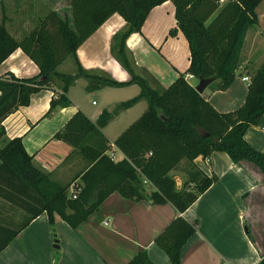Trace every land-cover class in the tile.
<instances>
[{"label": "trees", "instance_id": "1", "mask_svg": "<svg viewBox=\"0 0 264 264\" xmlns=\"http://www.w3.org/2000/svg\"><path fill=\"white\" fill-rule=\"evenodd\" d=\"M166 1L169 0H71L74 28L67 19L50 11L21 39H16L0 19V64L21 48L40 68L38 75L28 78L10 72L0 76V198L27 214L19 227L0 222V252L44 212L52 224L55 214H59L72 228L78 227L114 191L135 201L171 202L184 212L217 180L216 175L208 176L194 162L198 156L207 158L214 151L228 153L235 163L254 164L264 178V153L245 138L246 131L258 125L264 115V65L252 74L245 103L230 112L218 111L187 79L188 74L196 79L215 77L213 87L220 90L233 83L246 35L258 25L255 9L262 0H170L175 4L178 23L171 33H184L191 59L185 73L159 90L136 74L125 40L131 33L141 31L150 11ZM114 13L122 15L128 24L118 34L124 44L114 50L132 76L128 82L89 74L77 58L78 47ZM70 56L76 59L77 73H60L59 66ZM79 77L87 78L91 89L135 83L141 92L112 111L104 110L97 123L79 110L57 133L88 161L81 175V190L73 198L67 194L72 183L64 185L39 167L21 137L11 139L3 147L1 141L6 133L4 120L20 106L28 105L32 94L52 88L58 80L62 82V90L46 114L49 115L56 107L71 104L67 93ZM141 99L147 100L148 108L115 140L125 156L115 161L106 154L109 143L101 128L115 114ZM183 159L189 162L187 180L178 188L168 174ZM142 176L157 189L144 192L140 187ZM197 225L198 221L179 216L156 237V244L172 264H182V247L196 232ZM59 258L57 252V264ZM127 264L155 263L146 250H141ZM257 264H264V254Z\"/></svg>", "mask_w": 264, "mask_h": 264}, {"label": "crops", "instance_id": "2", "mask_svg": "<svg viewBox=\"0 0 264 264\" xmlns=\"http://www.w3.org/2000/svg\"><path fill=\"white\" fill-rule=\"evenodd\" d=\"M50 11L67 19L74 28L71 0H0V19L16 39L23 38ZM255 11L257 38L264 46V0ZM127 27L122 15L112 14L78 47L77 58L82 68L92 75L107 76L119 82L130 81L131 74L114 54V50L124 44L118 34ZM177 28L176 7L169 0L154 7L141 31L131 33L125 40V50L136 74L148 79L155 89L169 87L190 65L191 52L186 36L181 30L171 33ZM58 71L76 74V59L68 57ZM9 72L28 78L38 75L40 68L18 48L0 64V76ZM237 74L227 89H215L211 84L202 94L220 112L234 111L246 101L252 73L239 67ZM243 77H249V80H243ZM190 82L196 86L199 79L196 81L192 76ZM61 87L62 82L58 80L52 88H42L32 94L28 105L20 106L6 117L3 122L6 133L1 146L21 137L35 163L53 179L67 182L65 177L75 176V182L83 184L81 175L88 161L73 146L57 137V133L79 110L97 123L104 110L112 111L122 102L138 96L141 87L134 83L91 89L89 80L79 77L67 93L71 104L58 106L46 115L54 94H60ZM147 108V100L141 99L115 114L101 128L109 143L106 154L115 161L125 157L116 147L115 140ZM245 138L264 153V115L258 125L246 131ZM194 162L208 176L216 175L217 180L184 212L171 202L135 201L114 191L76 228L59 214H55L52 224L48 213H42L0 252V264H57V252L60 253L58 264H127L141 250H146L155 264H172L155 239L179 216L190 222L198 221L196 232L182 247V264H257L264 254V228L258 237V229L251 221L254 212L259 211V223L262 221L264 227L261 171L252 163H235L223 151H214L207 158L200 155ZM186 180L185 170L178 179L179 188Z\"/></svg>", "mask_w": 264, "mask_h": 264}, {"label": "rangeland", "instance_id": "3", "mask_svg": "<svg viewBox=\"0 0 264 264\" xmlns=\"http://www.w3.org/2000/svg\"><path fill=\"white\" fill-rule=\"evenodd\" d=\"M258 33L259 32H258L257 26L256 25L252 26L246 35V38L244 40L242 50H241V56H240V67L245 68L247 72H251L252 74L258 71L264 65V46L260 45V42L258 41V38H257ZM195 80L197 81L196 78ZM188 165H189V162L186 159H183L178 164V166L175 167L173 170H171L168 174L170 177L174 179L178 188H179L178 179H180L182 176V173L185 172V170H187ZM74 177L75 176L65 177L67 178V180H69L67 182L58 181L64 185L70 184V183L75 184L74 190L71 188L72 187L71 185H70V188L68 189L67 194L70 197H72L73 191H75V193H79L81 190L80 186H82L81 183L79 184L78 182H75ZM140 180H141L140 187H142L144 192H149L151 190L157 189L155 184L152 181H150L148 178H146L145 176L140 177ZM258 201H260L259 198H258ZM258 212H254V214L252 215L251 223L254 226H256V228L258 229L257 231L258 233L256 235L260 237L259 231L263 230L262 228L264 227H262L263 226L262 221L261 223H259L260 216L258 215ZM26 215L27 214L23 210L11 205L10 203L0 198V222L1 223H5L10 226L19 227L23 223Z\"/></svg>", "mask_w": 264, "mask_h": 264}, {"label": "water", "instance_id": "4", "mask_svg": "<svg viewBox=\"0 0 264 264\" xmlns=\"http://www.w3.org/2000/svg\"><path fill=\"white\" fill-rule=\"evenodd\" d=\"M44 79V78H42ZM216 78L215 77H211V78H204V77H199V82L198 84L195 86V89L197 90L198 93L203 94V92L205 91V89L211 85L213 82H215ZM162 116L164 117V115L162 114ZM93 200L90 201V203H92ZM249 230L246 229V232H248Z\"/></svg>", "mask_w": 264, "mask_h": 264}, {"label": "built area", "instance_id": "5", "mask_svg": "<svg viewBox=\"0 0 264 264\" xmlns=\"http://www.w3.org/2000/svg\"><path fill=\"white\" fill-rule=\"evenodd\" d=\"M192 77L191 74L187 75V79L190 81V78ZM243 80H249V77H243ZM57 94H54V98H57ZM75 184H73L72 189L74 190ZM73 193V198L77 197V193H75V191L72 192Z\"/></svg>", "mask_w": 264, "mask_h": 264}]
</instances>
